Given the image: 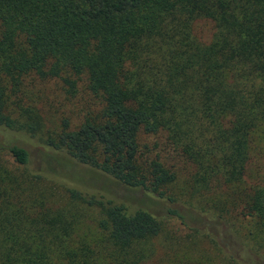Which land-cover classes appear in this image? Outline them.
Instances as JSON below:
<instances>
[{
    "label": "trees",
    "instance_id": "16d2710c",
    "mask_svg": "<svg viewBox=\"0 0 264 264\" xmlns=\"http://www.w3.org/2000/svg\"><path fill=\"white\" fill-rule=\"evenodd\" d=\"M45 84L81 114L44 137L27 94ZM0 130L44 163L0 145V264H264V0H0ZM70 170L165 213L82 192Z\"/></svg>",
    "mask_w": 264,
    "mask_h": 264
},
{
    "label": "rangeland",
    "instance_id": "374dc122",
    "mask_svg": "<svg viewBox=\"0 0 264 264\" xmlns=\"http://www.w3.org/2000/svg\"><path fill=\"white\" fill-rule=\"evenodd\" d=\"M197 29L198 33L204 40H209L210 34H212V26L210 23L200 21L197 25ZM27 97L29 100L27 103L38 108V112L42 118L43 126L39 132V136L45 137L54 130L60 129L64 118L68 119L70 128H74L80 123V105L74 101H67L62 92L52 84H45L42 88L33 86L32 89L28 90ZM46 98H48V101L45 100ZM143 141L151 145L157 141L160 143L161 137L156 135H147ZM13 143H17L29 151L31 161L28 166L32 171L35 170V168L40 169L39 167L44 165L41 158L43 150L37 139H34L25 133L0 130V145ZM169 155L171 156V154ZM169 155H167L164 160L170 165H176L175 168L178 169V178H180L179 181L181 182L183 181V177L186 175L184 165L174 158L173 160H171V158L168 159ZM5 158L8 157L5 156ZM261 162L262 159L260 158V164ZM70 171L68 173H57V177H59V180L70 186L78 187L82 190V192L94 194L98 198L102 196L104 199H115L116 197L125 200L128 199L131 204L147 206L157 215H163L165 213V209H163L164 204H166L165 200L158 199L149 193L141 191L140 189H127L121 185L117 186L116 183L108 179L104 180L102 176L94 180L96 177L92 178V175L89 176L86 174L84 177L83 175H80L78 171ZM179 222L180 221L176 218L167 220L165 227L166 229H177L181 233L186 232V229H184ZM85 223L86 226L81 228V232H86L88 230L87 226L91 225L87 221ZM90 229H92L91 226Z\"/></svg>",
    "mask_w": 264,
    "mask_h": 264
}]
</instances>
